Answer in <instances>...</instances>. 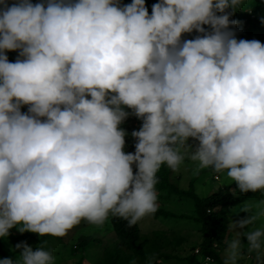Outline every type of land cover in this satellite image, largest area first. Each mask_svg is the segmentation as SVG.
Segmentation results:
<instances>
[{
    "label": "clouds",
    "instance_id": "clouds-1",
    "mask_svg": "<svg viewBox=\"0 0 264 264\" xmlns=\"http://www.w3.org/2000/svg\"><path fill=\"white\" fill-rule=\"evenodd\" d=\"M243 2L159 0L149 15L145 0H0V238L17 225L64 237L110 214L136 225L158 210L165 164L264 193V44L236 39L226 11ZM126 108L143 121L135 153L124 151ZM239 210L251 215L229 229L248 231L234 232L224 264L243 259L242 237L249 253L262 248L264 201ZM16 249L0 264H54L42 247Z\"/></svg>",
    "mask_w": 264,
    "mask_h": 264
},
{
    "label": "trees",
    "instance_id": "trees-1",
    "mask_svg": "<svg viewBox=\"0 0 264 264\" xmlns=\"http://www.w3.org/2000/svg\"><path fill=\"white\" fill-rule=\"evenodd\" d=\"M16 2L18 0H8V5L11 6L12 3ZM31 2L33 4H46L47 0H31ZM132 2L133 0H120L121 6L131 4ZM158 2L159 0H145L149 15H151L153 4ZM0 7L3 6L0 5ZM246 7H249V10H246ZM226 11L231 14L230 20L237 22L235 25H230L229 27V30L235 33L236 39L258 40L264 44V0H244L242 5L235 11L232 8ZM223 14L217 13V15ZM207 26L204 25L203 27L206 31H211V27ZM200 35L202 34L196 31L185 33L182 36V40L195 39ZM18 52L9 51L6 53L9 62H16L20 57H18ZM125 110L130 115L120 125L127 133L124 151L125 153H135L137 140L132 136V132L140 130L143 121L132 114L131 109L126 108ZM21 111L27 113L28 106L23 105ZM133 124H135V127L131 129ZM133 170L134 173L138 171L135 165H133ZM172 172L173 170L165 164L161 166L157 173L158 183L156 184V191L158 195V210L152 216L155 219H160L162 222L170 220L195 221L198 223L197 225L202 235L200 252L202 254L214 255L217 258L218 253L213 243L215 242L219 246L228 241L229 234L227 232L232 207L245 199L258 200L259 197L254 195L255 193H240L235 183L233 185L238 192L236 196L229 189L225 190L224 187H220L216 192H212L205 197H200L194 192L193 180L190 181L191 189H182L172 180ZM188 195L192 199L193 215L177 214L173 209L168 208L169 206H173L178 200L186 196L188 197ZM19 227H22V225L13 227L9 230L7 237L0 238V259L10 258L16 261L19 258L16 245L21 242H26L33 250H37L39 247L48 250V247L54 246L52 240L54 236L40 237L39 234L32 232L21 233ZM100 229L105 230L102 233L103 235L98 233ZM108 232L112 236L108 239L106 245H103V237L105 235L109 236L107 235ZM15 235L21 238L19 242L14 239ZM60 238H58L59 241ZM72 238L74 239L71 247L73 253L79 251L85 257L90 249L96 250L95 257L92 262H89L90 264H149V261H151V264H157L156 261H153L154 258H168L170 254L166 251L174 250L182 240L184 241L182 237L174 239V236L166 235L163 229H154L143 233L138 226V222L136 225L129 226L127 220L112 216L111 214L103 226L89 225L87 221H81V224L72 229ZM66 244L67 242L65 241L61 242L62 248ZM81 255L80 257H82ZM79 263L81 264L82 262Z\"/></svg>",
    "mask_w": 264,
    "mask_h": 264
},
{
    "label": "rangeland",
    "instance_id": "rangeland-1",
    "mask_svg": "<svg viewBox=\"0 0 264 264\" xmlns=\"http://www.w3.org/2000/svg\"><path fill=\"white\" fill-rule=\"evenodd\" d=\"M249 10V7L245 8ZM19 53V52H18ZM20 56V53L18 57ZM20 58V57H19ZM90 98V97H89ZM22 110V107H21ZM135 127V124L132 125L131 129ZM130 129V130H131ZM136 131V130H135ZM188 143L193 146V150L198 144V141L190 138ZM196 167L195 162L185 161L181 163L178 171L172 172V180L179 187L185 190L191 189L190 181L193 180V188L196 195L200 197H205L212 192H216L220 187H224L225 190H230L233 195H238V192L233 185V181H231L226 173H215L211 168L202 169L199 175L194 174V169ZM253 193V192H248ZM256 196H258V200L245 199L243 201L238 202L235 206L232 207L229 215L230 222L228 224V241L222 243L217 246L214 242L213 246L216 248V252L218 253L217 258L211 254H202L200 252V242L202 241V235L199 231V226L193 220H176V221H166L162 222L160 219H155L152 214L142 218L138 221V226L141 228L143 233L149 232L150 230H159L163 229L166 235L174 236V239H178L177 237L184 238L181 243L174 250H165L170 254L168 258H154L153 261H156L157 264H224L225 252L228 247V242L235 238L234 232H246L248 228L240 229L236 228L233 231L229 229L230 224L232 222H238L239 220L246 218L251 215V213L240 211L239 209L243 208L245 203H251L253 205H259L261 201H264V193L255 192ZM174 206V207H173ZM173 206H169L168 208L173 209L177 214H190L193 215L192 209V199L186 196L181 200H178ZM81 224V223H80ZM89 225H92L88 223ZM253 227L260 228L264 227V218H261L257 221L256 225ZM173 229V231H171ZM105 230L100 229L98 233L103 235ZM108 232L107 235L103 237V245H106L108 239L112 235ZM70 235V236H69ZM59 237H53L52 240L54 242V246L48 247V250L52 252L54 256V264H90L94 259V255L96 250L90 249L86 256H82L79 251L73 253L71 251L72 243L74 239L72 238V229L68 232V234L64 237L60 238V241L67 242L66 246L62 248L61 242L58 239ZM16 241H20L21 238L18 235L14 236ZM14 240V241H15ZM51 240V238H50ZM243 245V259L238 261V264H259V260L257 259L260 256L261 259H264V238H262V248L259 253L247 251V238L242 237ZM22 243V242H21ZM21 250L18 249L17 253L19 254ZM80 255L82 257H80ZM81 263V264H82Z\"/></svg>",
    "mask_w": 264,
    "mask_h": 264
}]
</instances>
